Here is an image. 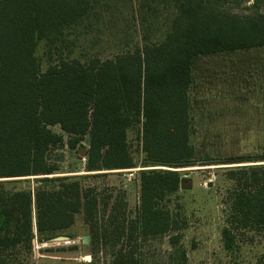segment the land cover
Returning <instances> with one entry per match:
<instances>
[{"label": "trees", "instance_id": "obj_1", "mask_svg": "<svg viewBox=\"0 0 264 264\" xmlns=\"http://www.w3.org/2000/svg\"><path fill=\"white\" fill-rule=\"evenodd\" d=\"M245 1L175 0L161 41L81 62L65 53L70 30L89 18L93 0H0V178L41 176L32 191L0 192V264L7 250L31 252L34 239L47 243L64 235L78 214L89 239L86 264H146L145 246L163 236L167 264H187L180 244L186 222L178 203H168L185 181L182 169L211 161L190 142L188 92L198 58L264 47V0H251L245 13L223 6ZM41 41L50 61L44 70ZM134 127L142 169L138 204L130 212L123 198L111 200L84 179L137 167L127 140ZM65 136L71 149L88 137L87 173L52 176L58 168L46 154ZM216 161L237 164L227 170L233 186L221 229L223 247L232 251L238 235L264 230V158ZM8 224L11 231H4Z\"/></svg>", "mask_w": 264, "mask_h": 264}, {"label": "rangeland", "instance_id": "obj_2", "mask_svg": "<svg viewBox=\"0 0 264 264\" xmlns=\"http://www.w3.org/2000/svg\"><path fill=\"white\" fill-rule=\"evenodd\" d=\"M152 1L145 0L141 5L142 0H93L89 18L70 30L72 41L68 42L65 56L81 62L97 56L111 59L141 46L145 40L161 41L170 28L176 3L175 0ZM223 6L245 13L252 5L247 0ZM45 49L46 43L41 41L37 55L43 70L50 62ZM246 54L200 57L193 70L194 82L188 92L190 142L198 154L209 156L211 164L195 163L191 168L182 169L185 181L168 203L170 207L178 203L186 222L180 244L187 264H264V230H248L238 235L237 247L232 251H226L221 240V229L228 214L227 194L233 186L227 170L237 164H215L216 160L264 158V52L259 53L260 58ZM51 129L62 132L57 125ZM139 137L137 127L128 130L129 149L137 167L92 172L99 174L84 179L103 194H110L111 200L123 198L130 212L135 211L139 199L138 170L142 169ZM87 138L84 136L71 149L65 136L64 144L48 151V162L58 168L52 176L87 173L85 157L77 152L80 147L87 150ZM40 177L0 178V192L32 191ZM3 230L11 231V226L8 224ZM62 234L75 243L55 244V238L40 243L34 239L31 252L20 246L5 251V264H86L91 252L88 243H83V236L87 235L83 216L76 215L73 225ZM169 253L167 236H163L147 243L144 259L146 264H167L171 262Z\"/></svg>", "mask_w": 264, "mask_h": 264}, {"label": "crops", "instance_id": "obj_3", "mask_svg": "<svg viewBox=\"0 0 264 264\" xmlns=\"http://www.w3.org/2000/svg\"><path fill=\"white\" fill-rule=\"evenodd\" d=\"M245 52L248 54L247 57H250V56L251 57H254V56H256V57H259L260 58L259 53H261V55H263L264 49H263V47H260V48L249 49V50H247ZM220 55H223V56H226V57H231L233 55H236V52H233V53H230V54H220ZM217 56H219V55H217ZM243 60H244V58L242 59V61Z\"/></svg>", "mask_w": 264, "mask_h": 264}, {"label": "water", "instance_id": "obj_4", "mask_svg": "<svg viewBox=\"0 0 264 264\" xmlns=\"http://www.w3.org/2000/svg\"><path fill=\"white\" fill-rule=\"evenodd\" d=\"M86 151H87V150H86L85 148L80 147V148L78 149L77 152H78V154H79L81 157H84L85 154H86ZM63 238H64L63 236H58V237L55 238V240H58V241H59V240H63ZM83 243H84V244L88 243V236H87V235H84V236H83Z\"/></svg>", "mask_w": 264, "mask_h": 264}, {"label": "built area", "instance_id": "obj_5", "mask_svg": "<svg viewBox=\"0 0 264 264\" xmlns=\"http://www.w3.org/2000/svg\"><path fill=\"white\" fill-rule=\"evenodd\" d=\"M75 243V240L68 239L67 237H64L63 240H55V244H61V245H72Z\"/></svg>", "mask_w": 264, "mask_h": 264}]
</instances>
